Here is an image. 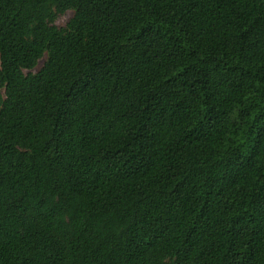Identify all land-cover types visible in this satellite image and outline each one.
<instances>
[{"label": "trees", "instance_id": "1", "mask_svg": "<svg viewBox=\"0 0 264 264\" xmlns=\"http://www.w3.org/2000/svg\"><path fill=\"white\" fill-rule=\"evenodd\" d=\"M0 264H264V0H0Z\"/></svg>", "mask_w": 264, "mask_h": 264}, {"label": "rangeland", "instance_id": "2", "mask_svg": "<svg viewBox=\"0 0 264 264\" xmlns=\"http://www.w3.org/2000/svg\"><path fill=\"white\" fill-rule=\"evenodd\" d=\"M69 15H70V14H67V15H65V16H63V17H61V18H59L58 21H57V24H59V25H63V24L65 23V21L67 20V18H68ZM41 64H42V61L39 62V65H41Z\"/></svg>", "mask_w": 264, "mask_h": 264}]
</instances>
